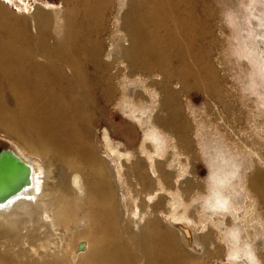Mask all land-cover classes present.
I'll return each mask as SVG.
<instances>
[{"label": "rangeland", "instance_id": "1", "mask_svg": "<svg viewBox=\"0 0 264 264\" xmlns=\"http://www.w3.org/2000/svg\"><path fill=\"white\" fill-rule=\"evenodd\" d=\"M164 2L176 9L177 20L167 22L160 38L169 42V24L177 40L173 48H181V57L186 51L197 80H168L172 94L163 107L165 92L156 85L162 80L160 71L139 72L113 57L105 68L116 75L105 84L111 82V88L76 124L88 152L74 160L93 180L103 173L114 181L120 216L134 214L135 232L150 218L167 229L174 216L202 245L205 235L213 238L208 242L211 254L203 255L205 263L243 264L241 258L250 260L245 253L251 250L257 264H263L258 244L264 249V0ZM134 3L138 17L151 9L152 1L0 0V40L14 36L23 42L29 36L36 44L37 16L47 14L52 24L62 22L60 36L51 24L43 37L50 49L73 30L72 55L88 61L85 70L95 73L89 59L96 49L106 61L119 37L124 48L129 46L124 20ZM4 149L41 173L40 194L57 162L0 127ZM82 176L75 184L79 198L85 188ZM37 231L26 235L22 247H13L15 254L24 251L23 261L39 257L53 243L62 249L73 235L71 229L52 236L44 227Z\"/></svg>", "mask_w": 264, "mask_h": 264}, {"label": "bare ground", "instance_id": "2", "mask_svg": "<svg viewBox=\"0 0 264 264\" xmlns=\"http://www.w3.org/2000/svg\"><path fill=\"white\" fill-rule=\"evenodd\" d=\"M151 1V9L146 14L141 12L137 17L134 3L133 11L126 15L124 26L129 38L128 47H123L124 38L119 37L115 47L106 53V61L99 58L100 49L94 51L95 55L89 61L95 73L85 70L88 61L72 55L70 36L73 30L68 29L66 36L57 39L50 49L43 38L52 24L47 14L37 16L39 35L36 44L29 36L23 42L13 39L14 36L8 42L0 40V127L28 148L38 150L43 158L47 156L58 164L54 173L50 171L53 174L51 180L46 179L39 194L41 173L33 165L11 150L29 167L25 179L13 161L6 159L2 163L0 251L6 246L9 248L0 253V264H209L203 261V255L211 254V243L208 242L213 238L210 235L204 236L206 246L202 245L191 229L177 223L174 216L167 229L160 228L156 219L150 218L140 228V233L135 232L134 214L129 219L120 216L114 181L103 173L93 180L74 160V156L88 152L79 141L76 124L90 115L92 104L97 103L106 88H111V82L108 87L105 84L116 75L105 72V68L112 64L109 60L113 57L123 58L139 72L160 71L162 80L156 85L165 92L163 107L172 94L168 80L176 77L184 84L186 77L196 79L186 51V56L181 57V48H173L177 40L169 24L166 29L169 42L160 38L167 22L176 16V9L165 4V0ZM51 29L60 36L61 20L53 23ZM90 154L92 156V150ZM79 176L85 184L82 198L78 197L75 188ZM11 184H19L17 190L5 195ZM219 200L222 199L219 197ZM41 227L50 236L65 229H71L73 235L62 249L53 243L39 257L23 261L24 251L15 254L13 250L14 246L25 244L27 234H23V228L28 231V237ZM258 249L264 264V249L260 244ZM245 255L250 260L241 258L243 264L258 263L251 250Z\"/></svg>", "mask_w": 264, "mask_h": 264}, {"label": "water", "instance_id": "3", "mask_svg": "<svg viewBox=\"0 0 264 264\" xmlns=\"http://www.w3.org/2000/svg\"><path fill=\"white\" fill-rule=\"evenodd\" d=\"M10 159L13 161L17 166L21 169L23 172V175H25V179L28 178L29 173V167L26 163H24L20 158H18L12 151L9 150H0V169H2V163L6 160ZM18 185L12 186V184L7 188L5 191V195H10L13 191L17 190ZM4 196V195H3Z\"/></svg>", "mask_w": 264, "mask_h": 264}]
</instances>
